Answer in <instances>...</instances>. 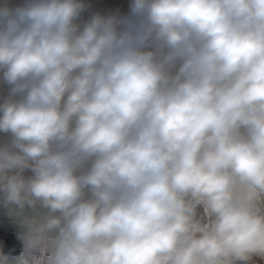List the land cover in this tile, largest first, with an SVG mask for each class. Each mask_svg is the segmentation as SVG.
Here are the masks:
<instances>
[{
    "label": "clouds",
    "instance_id": "9594fccd",
    "mask_svg": "<svg viewBox=\"0 0 264 264\" xmlns=\"http://www.w3.org/2000/svg\"><path fill=\"white\" fill-rule=\"evenodd\" d=\"M0 264H264V0H0Z\"/></svg>",
    "mask_w": 264,
    "mask_h": 264
},
{
    "label": "crops",
    "instance_id": "0c3cea01",
    "mask_svg": "<svg viewBox=\"0 0 264 264\" xmlns=\"http://www.w3.org/2000/svg\"><path fill=\"white\" fill-rule=\"evenodd\" d=\"M115 1L116 0H114V2ZM86 2L89 5H91V9L92 10H95V9L104 10L107 7H110V6L115 5V3L114 2L112 3L110 0H100V1H97V2L96 1H93V0H86ZM10 232H11V226L8 223L7 218L4 216L3 210L0 209V235L5 234V237L7 239H10L11 240L12 238L9 237Z\"/></svg>",
    "mask_w": 264,
    "mask_h": 264
},
{
    "label": "rangeland",
    "instance_id": "374dc122",
    "mask_svg": "<svg viewBox=\"0 0 264 264\" xmlns=\"http://www.w3.org/2000/svg\"><path fill=\"white\" fill-rule=\"evenodd\" d=\"M93 1H100V0H93ZM112 3L114 2V0H110ZM129 2V0H116L114 3L115 5H121V6H125L126 7V4Z\"/></svg>",
    "mask_w": 264,
    "mask_h": 264
},
{
    "label": "trees",
    "instance_id": "16d2710c",
    "mask_svg": "<svg viewBox=\"0 0 264 264\" xmlns=\"http://www.w3.org/2000/svg\"><path fill=\"white\" fill-rule=\"evenodd\" d=\"M3 235L5 236V234H3ZM9 237H11L12 239H14V237L11 234H9Z\"/></svg>",
    "mask_w": 264,
    "mask_h": 264
}]
</instances>
